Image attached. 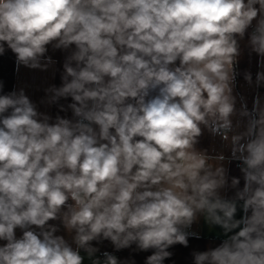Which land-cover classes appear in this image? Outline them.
<instances>
[{
  "label": "clouds",
  "instance_id": "9594fccd",
  "mask_svg": "<svg viewBox=\"0 0 264 264\" xmlns=\"http://www.w3.org/2000/svg\"><path fill=\"white\" fill-rule=\"evenodd\" d=\"M245 38L264 69V0H0V56L43 72L49 47L67 53L41 102L72 114L0 81V264H176L177 245L190 264H264V105L234 94ZM243 78L264 87V70ZM205 131L231 155L198 149ZM201 219L220 241L203 250Z\"/></svg>",
  "mask_w": 264,
  "mask_h": 264
},
{
  "label": "crops",
  "instance_id": "0c3cea01",
  "mask_svg": "<svg viewBox=\"0 0 264 264\" xmlns=\"http://www.w3.org/2000/svg\"><path fill=\"white\" fill-rule=\"evenodd\" d=\"M251 31V29H249ZM247 38V37H246ZM245 41H241V50L242 54L239 57V62L237 65V72L239 75L236 78V86L234 89V94L237 96V104L236 108L239 110L241 107V103L244 102L247 105L249 110L252 109L253 104L256 103L258 106L264 105V87L257 88L254 85L249 86L243 78V74L245 71H249L252 73L253 80H255L256 73L258 71L264 70L258 67V57L255 54L249 55V49L245 46ZM48 55L52 57L55 63L47 70H33L23 66H17L15 63V57L8 51L4 56H0V81L4 82V92H8L13 90L14 88L20 89L23 88L26 94L31 98L33 102H35L38 106V111L42 113H46L55 117L57 114L61 116H67L71 118V111L67 112H59V105L51 104L41 101L45 98L44 89L49 85L55 84L57 86L60 85V74L62 72V64L64 61L65 55L67 53L61 51H53L51 47H49ZM242 98V99H241ZM70 100L59 101V104L67 105ZM241 120L239 116L233 117V123L235 124L237 121ZM198 149H206L212 155H217L223 153L225 157H229L231 155L230 150L226 147L225 142L221 140L219 136H212L209 132L205 131L203 136L200 137V142L197 145ZM225 167L229 170L230 176H240L239 169L237 167L238 161L229 162L227 159L223 162ZM243 186V179H241V187ZM222 194H224L222 192ZM232 192L229 190L227 195H231ZM240 213H238L237 218H239ZM49 223L58 224V221H50ZM193 230L198 231L204 237L203 239L190 240V247L203 250L209 244V242L218 244L220 241L215 239L213 234H218L219 229L210 228L209 226L203 223L201 219L198 225H193ZM58 234H65L63 229ZM21 232L17 229V236H20ZM67 238V237H66ZM3 242L0 241V244ZM101 253L105 250L112 252V246L110 243L105 241L103 244L99 245ZM175 252L173 259L176 261V264H190L189 260V251L190 249H185L177 245L174 249ZM85 255V264H91V261L87 258L85 253H81ZM121 260L127 259L125 264H130L131 258L134 257L136 264H142L143 259L149 253H140L139 255H135L131 249L120 251L114 253ZM99 255V253L97 254ZM168 264V262H166Z\"/></svg>",
  "mask_w": 264,
  "mask_h": 264
}]
</instances>
